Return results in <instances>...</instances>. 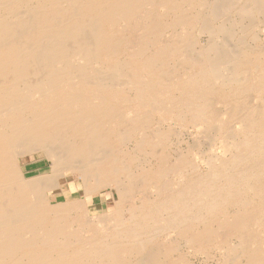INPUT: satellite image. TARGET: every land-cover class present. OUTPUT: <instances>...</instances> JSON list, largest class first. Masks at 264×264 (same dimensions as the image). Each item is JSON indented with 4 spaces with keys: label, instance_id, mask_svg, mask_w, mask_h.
I'll list each match as a JSON object with an SVG mask.
<instances>
[{
    "label": "bare ground",
    "instance_id": "obj_1",
    "mask_svg": "<svg viewBox=\"0 0 264 264\" xmlns=\"http://www.w3.org/2000/svg\"><path fill=\"white\" fill-rule=\"evenodd\" d=\"M212 249L264 264V0H0V264Z\"/></svg>",
    "mask_w": 264,
    "mask_h": 264
},
{
    "label": "rangeland",
    "instance_id": "obj_2",
    "mask_svg": "<svg viewBox=\"0 0 264 264\" xmlns=\"http://www.w3.org/2000/svg\"><path fill=\"white\" fill-rule=\"evenodd\" d=\"M174 128H175L177 131L180 130V127H178V126H175ZM181 139H182V137L179 138L178 140L180 141ZM185 139L187 140V138H185ZM173 140H174V144L171 146V150H172V151H174V150L176 149V147H177L176 144H179V142H178V140H177V137H174ZM188 140H190V139H188ZM188 140H187V141H188ZM176 142H177V143H176ZM174 146H175V147H174ZM185 146H186L185 143H182L181 147L184 148ZM173 148H174V150H173ZM171 150H170V151H171ZM170 151H169V152H170ZM172 151H171V152H172ZM171 152H170V153H171ZM44 163H45V166L42 167V168H47L48 165H49V163H48L47 161H45ZM33 164H34V163H33ZM37 165H39V164H37ZM37 165H32V166H31V164H30L29 167H30V166H31V167L29 168V171H32V172L37 171V170H38L37 167H36ZM32 172H31V174H32ZM33 174H34V173H33ZM68 189H69V190L74 189V183L70 184V186H69ZM65 195H69V193L66 192ZM74 197H75V196H74ZM63 199H64V197H63V195H61V200H63ZM100 201H101V197H100V196H97V197L94 198L95 207H97V206L100 204ZM212 250H213V252H212V251H211V252H212L213 254L210 252V253L212 254V256H210L211 254H209L208 257L206 256L207 259H206V257H205L204 255H203V256L201 255L202 257L199 255V257H198V255L191 254V253H188V252H185V253H186L185 256H187L186 259L189 260L188 263H190V264H217V262H218L219 260H220V261L218 262V264H219V263L224 264V263H223L224 261H222V260H223V259H222L223 257H221V256H222V254H223V256H224L225 252H224V251H223V252L220 251V253H219L220 258H219V255H218V253H217V252H219V251H218L217 249H212ZM215 251H216V252H215ZM214 252H215V253H214ZM221 252H222V253H221ZM187 253H188L189 255H188ZM188 256H189V257H188ZM196 256H197V257H196ZM214 256H215V258H212V257H214ZM216 256H217V260H216ZM193 258H194V259H193ZM198 258H199V259H198ZM208 258H209V259H208ZM200 259H202V261H201ZM210 259H212L213 261L210 260ZM204 260H205V261H204ZM208 260H209L210 262H209ZM190 261H191V262H190ZM211 261H212V262H211ZM216 261H217V262H216Z\"/></svg>",
    "mask_w": 264,
    "mask_h": 264
}]
</instances>
